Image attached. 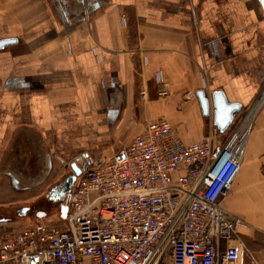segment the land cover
Instances as JSON below:
<instances>
[{
    "label": "crops",
    "instance_id": "obj_1",
    "mask_svg": "<svg viewBox=\"0 0 264 264\" xmlns=\"http://www.w3.org/2000/svg\"><path fill=\"white\" fill-rule=\"evenodd\" d=\"M4 38L18 42L0 48L3 189L24 190L16 149L44 167L29 186L36 189L72 158L95 164L112 156L151 120H169L189 140L215 129L225 140L235 121L221 133L202 116L199 89L242 103L239 116L264 93L260 0H0ZM160 73L166 97L157 94ZM3 203L0 235L24 222L16 210L3 217ZM223 206L246 221L244 239L264 264V100Z\"/></svg>",
    "mask_w": 264,
    "mask_h": 264
},
{
    "label": "built area",
    "instance_id": "obj_2",
    "mask_svg": "<svg viewBox=\"0 0 264 264\" xmlns=\"http://www.w3.org/2000/svg\"><path fill=\"white\" fill-rule=\"evenodd\" d=\"M157 81L158 96H168L162 73ZM261 96L244 116L234 114L223 141L217 129L194 141L165 118L148 121L112 156L86 161L67 200L66 224L0 235V264H258L243 236L246 221L223 201Z\"/></svg>",
    "mask_w": 264,
    "mask_h": 264
},
{
    "label": "rangeland",
    "instance_id": "obj_3",
    "mask_svg": "<svg viewBox=\"0 0 264 264\" xmlns=\"http://www.w3.org/2000/svg\"><path fill=\"white\" fill-rule=\"evenodd\" d=\"M15 152L20 154V157L15 158V162L22 168L21 170L16 171L18 173L17 177L23 180L24 190L17 191L15 187L10 184L7 189H3L0 186V202H4L3 204L6 203V206L8 207V209L5 210L6 212L3 213V217H10V215L18 209L17 212L20 214H22L21 211L24 212V222L21 225L23 228L28 227L45 230L46 228H50L52 226H60L64 223L66 224V215L69 212L67 198H52L50 183L51 181L59 178V173L63 175L64 173L73 172V169L70 167V163L76 161V159L72 158L67 163L56 166L51 175H49V172H46L45 178H48L45 181L48 182H45L39 188L34 189L29 186L41 179L44 167L40 168V164L35 163L34 159L28 158L24 148L16 149ZM82 161L83 160L80 159V161L77 162L79 166L84 164ZM3 169V167H0V171ZM22 170L25 171V175L24 172L22 173ZM245 241L247 242L246 244L249 248L254 249L247 235H245Z\"/></svg>",
    "mask_w": 264,
    "mask_h": 264
},
{
    "label": "water",
    "instance_id": "obj_4",
    "mask_svg": "<svg viewBox=\"0 0 264 264\" xmlns=\"http://www.w3.org/2000/svg\"><path fill=\"white\" fill-rule=\"evenodd\" d=\"M264 8V0H260ZM18 42L17 38H4L0 39V48L7 45H12ZM202 116L205 118L213 117L215 125L218 127L221 133H225L234 122V114L242 111V103L236 101H229L227 95L222 90H216L212 96L209 97L205 89H199L196 92ZM80 158H76V161L71 163V167L74 171L72 180H76V177L81 174L78 161ZM23 214L24 212L21 211Z\"/></svg>",
    "mask_w": 264,
    "mask_h": 264
},
{
    "label": "flooded vegetation",
    "instance_id": "obj_5",
    "mask_svg": "<svg viewBox=\"0 0 264 264\" xmlns=\"http://www.w3.org/2000/svg\"><path fill=\"white\" fill-rule=\"evenodd\" d=\"M79 158L81 160H83L82 162L84 163L82 165L80 164L81 165L80 169H81V172H82V170L87 167V162H86V160L83 157H79ZM71 163H70V167H71ZM71 169H72V167H71ZM73 174H74V171L71 172V173L70 172L64 173L63 175H61L59 173L58 174L59 178H57V180L51 181V183H50V192H51V197L52 198L65 197L68 200L70 192L72 191V189H73V187H74V185H75V183L77 181V178H78V176H77L76 180L73 181L72 180ZM16 211H18V209H16Z\"/></svg>",
    "mask_w": 264,
    "mask_h": 264
},
{
    "label": "bare ground",
    "instance_id": "obj_6",
    "mask_svg": "<svg viewBox=\"0 0 264 264\" xmlns=\"http://www.w3.org/2000/svg\"><path fill=\"white\" fill-rule=\"evenodd\" d=\"M263 100H264V94L261 96V98H260V100L258 101L257 105H255L254 110H252V111L250 112V114L248 115V117H247V121H248V122H251V121L253 120V118L255 117L256 112H257V110L260 108V105L262 104ZM244 145H245V142L242 144V148L244 147Z\"/></svg>",
    "mask_w": 264,
    "mask_h": 264
},
{
    "label": "trees",
    "instance_id": "obj_7",
    "mask_svg": "<svg viewBox=\"0 0 264 264\" xmlns=\"http://www.w3.org/2000/svg\"><path fill=\"white\" fill-rule=\"evenodd\" d=\"M5 233V232H4Z\"/></svg>",
    "mask_w": 264,
    "mask_h": 264
}]
</instances>
